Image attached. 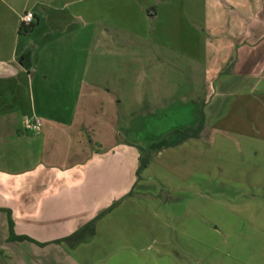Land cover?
<instances>
[{
	"label": "crops",
	"instance_id": "1",
	"mask_svg": "<svg viewBox=\"0 0 264 264\" xmlns=\"http://www.w3.org/2000/svg\"><path fill=\"white\" fill-rule=\"evenodd\" d=\"M229 1L234 10L239 5L255 6L251 0ZM261 4L264 0H258L256 8ZM26 12L33 14L35 26L30 34L22 35L18 29ZM214 13L218 16L211 20L209 14ZM225 17L221 0H0V264H125L129 255L136 257L155 248L152 253L157 260L151 257V262L162 264L167 254L161 247L172 230H185L186 213L162 209L152 214L136 199L122 200L138 185L139 153L133 150L128 175L125 154L134 145L121 137L127 133L117 127L119 116L116 112L114 117L94 115L96 85L91 78L112 70L107 62L97 70L95 59L105 62L112 52L120 60L127 46L134 44L143 46L139 50L155 68L166 66L173 73L183 69L184 76L190 74L186 68L201 69L204 78H210L204 79L206 95L201 101L205 126L230 119L236 129L238 125L249 129L237 130V140L246 139L245 134L264 140V26L258 38L247 42L239 39L236 25ZM227 26L234 32L224 37ZM35 76L42 88H79L85 94L82 107L75 104L69 114L61 107L60 113L37 114L33 93L29 95ZM84 77L89 80L83 81ZM102 88L106 94H116L108 84ZM113 97V109L120 107L121 98ZM34 119L42 124L36 140L23 133L25 123ZM96 125L112 129L110 137L115 142L96 147ZM214 130L213 137L230 134ZM204 138L201 134L175 149L185 151L187 145H197ZM191 154L187 151V158ZM43 156L53 160L44 162ZM165 156L170 160V149L154 153L151 161ZM30 158L27 168L4 166L6 159L17 164ZM183 161L189 170L190 160ZM167 186L170 189V182ZM139 187L143 190L148 185ZM250 217L253 223L256 217ZM9 221L15 236L31 242L9 241ZM88 224H92L91 235L74 247L57 243ZM196 230L202 232L200 227ZM242 236L249 239L248 245L254 243L252 232ZM201 250L196 251L200 256ZM236 264H264V255L262 260L248 258Z\"/></svg>",
	"mask_w": 264,
	"mask_h": 264
},
{
	"label": "rangeland",
	"instance_id": "2",
	"mask_svg": "<svg viewBox=\"0 0 264 264\" xmlns=\"http://www.w3.org/2000/svg\"><path fill=\"white\" fill-rule=\"evenodd\" d=\"M251 2L255 6L241 8L239 5L234 10L231 7L233 6L232 2L221 0L223 8L226 10L225 19L230 24L236 25L235 30L238 32L239 39L244 38L242 40L247 42L258 38L262 34L264 26V7H261L264 4L256 8L258 0L255 2L251 0ZM217 16L218 14L215 13L209 14L211 20ZM223 32L225 37V34L232 36L234 31L227 26ZM208 34H210L209 30ZM142 47L134 44L128 45L125 56L120 60L114 59L112 52L109 53L108 60L105 62L96 58L97 70L107 63L112 70H109L103 77H98V74L95 78H91L94 79L93 85H96L93 91L95 95L93 100L94 115L96 118L114 117L113 113L116 112V116H119L117 127L120 128V131L124 128L123 131L126 130L127 133V136L121 134V137L131 141L134 145L133 149L128 148L125 154L128 175L133 167L135 153L133 150L138 147L135 145L147 146L161 140H167L173 144L177 139L174 131H182L195 125L199 118L197 115L202 111L203 102L201 101L206 95L203 92L204 79H210L204 78L201 69L195 72L194 68H186L185 72L190 74L184 76L183 69L179 71L177 69L173 73L166 66L155 68L154 64L151 66L152 63L147 62V54L139 50ZM113 66H118L119 70H115ZM97 72L102 74V71ZM81 79V77L77 78L79 84ZM84 80L88 81L89 77H84ZM106 84L116 94H106V88H102ZM40 85H42L40 79L35 76L33 87L29 91L30 97L33 93L32 102L37 114L49 115L59 111L58 107L69 114L75 104H81L82 107L81 97H85V94H81L79 88L65 86L42 88ZM118 88L122 89L120 93ZM206 88H209V85ZM113 96L116 99L121 98L120 107L115 109H113L115 102ZM190 99L194 101L191 102ZM130 114H134L133 117L137 118L131 119ZM235 125L230 119H225L220 124H214L213 128L206 125L201 133L205 138L197 145H187L185 151H178L175 147L168 148L172 155L170 160L166 156L152 159L153 164L149 163L151 166L148 165L149 171L144 174V169L139 178L136 177L138 185L134 184V187L129 191L131 192L130 197L122 198V200L129 198L138 200L144 210L152 214H157L162 209L164 211L171 209L176 214L186 213L185 230L170 232L168 244L161 247L167 255L159 263L199 264L201 262V264H209V262H217L236 264L242 260L246 261L248 258L252 261L263 259L264 140L246 134L243 135L246 139L237 140V135H235L237 130L245 133L249 129L241 125H238L239 129H236ZM216 128L228 131L230 134L213 137ZM111 131L112 129L109 130L106 125H96L95 132L99 139V143L97 140L95 142L96 147L102 145L103 148H106L115 142V139L110 137ZM23 133L33 140L40 139L28 130ZM116 141L118 142L119 138ZM56 146H59V142ZM196 149L200 150L196 152ZM187 151L192 153L191 156H188L189 159L186 156ZM183 159L190 160V163L186 164L189 166L187 171ZM29 160V162L13 164L6 159L4 166L11 169L23 166L27 168L33 158ZM43 160L49 162L53 159L43 156ZM35 165L33 163L31 167ZM157 173L161 175L157 177ZM169 182L170 189L167 186ZM146 184L147 188L139 189V186ZM119 202L113 204V208ZM252 214L256 217L253 223L250 222ZM197 227H200L202 232L198 233ZM247 232H252L255 237L254 243H249V245L248 238L241 237V234ZM180 234L186 235L185 238ZM237 235H239V240L236 241ZM239 242L241 243L239 244ZM157 245L154 244V246ZM199 247L203 251L201 256L196 252ZM157 250L155 248L138 252L136 257L129 255L125 264H133L135 260L139 264H153L150 258L152 257L153 262L157 260L154 258L156 253H152Z\"/></svg>",
	"mask_w": 264,
	"mask_h": 264
},
{
	"label": "trees",
	"instance_id": "3",
	"mask_svg": "<svg viewBox=\"0 0 264 264\" xmlns=\"http://www.w3.org/2000/svg\"><path fill=\"white\" fill-rule=\"evenodd\" d=\"M35 25L29 24H21L19 26L18 32L22 35H28L31 33ZM198 121L193 127H187L184 130H176L174 131V134L177 136L176 141L171 144L167 140H161L156 143H152L149 146L142 148V147H137L138 153H139V160H138V167L136 170V177L137 179L139 178V175L141 171L146 169V167L149 165L152 155L154 153L166 150L168 148H174L182 145L183 143L190 141V140H197L200 138V135L202 131L204 130L205 124H204V115L203 112L201 111L198 116ZM130 193H127L125 197H130ZM109 208L105 213H107L110 209ZM9 225V241L12 242H21V241H30L29 238L23 237V236H15L13 233V228H12V222H8ZM92 224H88L71 234L70 236L58 241L57 243H65L69 248L74 247L78 242L83 240L87 235H91L92 231Z\"/></svg>",
	"mask_w": 264,
	"mask_h": 264
},
{
	"label": "built area",
	"instance_id": "4",
	"mask_svg": "<svg viewBox=\"0 0 264 264\" xmlns=\"http://www.w3.org/2000/svg\"><path fill=\"white\" fill-rule=\"evenodd\" d=\"M33 14L31 12H26L22 16V23L25 25L32 24ZM42 124L39 120L34 119L25 123V129L33 133L35 136L40 134Z\"/></svg>",
	"mask_w": 264,
	"mask_h": 264
}]
</instances>
